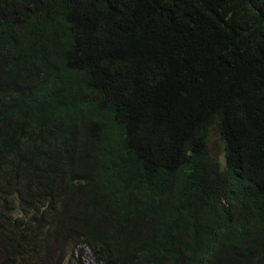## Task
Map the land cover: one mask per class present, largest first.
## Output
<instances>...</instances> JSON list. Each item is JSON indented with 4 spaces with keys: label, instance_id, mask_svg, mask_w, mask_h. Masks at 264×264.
Listing matches in <instances>:
<instances>
[{
    "label": "trees",
    "instance_id": "trees-1",
    "mask_svg": "<svg viewBox=\"0 0 264 264\" xmlns=\"http://www.w3.org/2000/svg\"><path fill=\"white\" fill-rule=\"evenodd\" d=\"M84 248L264 264V0H0V264Z\"/></svg>",
    "mask_w": 264,
    "mask_h": 264
},
{
    "label": "clouds",
    "instance_id": "clouds-1",
    "mask_svg": "<svg viewBox=\"0 0 264 264\" xmlns=\"http://www.w3.org/2000/svg\"><path fill=\"white\" fill-rule=\"evenodd\" d=\"M86 252H88V254H86ZM83 255L88 256L92 264H100L96 261L92 254V251L89 248H84L83 251L77 252L76 254L68 257L67 259L63 258L61 264H79L78 258ZM54 260L57 261V264H59L57 255H55Z\"/></svg>",
    "mask_w": 264,
    "mask_h": 264
},
{
    "label": "rangeland",
    "instance_id": "rangeland-1",
    "mask_svg": "<svg viewBox=\"0 0 264 264\" xmlns=\"http://www.w3.org/2000/svg\"><path fill=\"white\" fill-rule=\"evenodd\" d=\"M212 148L214 149V152L216 154H220L219 150L216 148V146L214 144L212 145ZM86 254H88V252H86ZM78 263L79 264H92L91 261L89 260L88 256H85V255L78 258Z\"/></svg>",
    "mask_w": 264,
    "mask_h": 264
}]
</instances>
